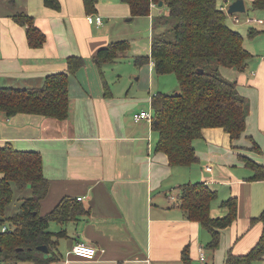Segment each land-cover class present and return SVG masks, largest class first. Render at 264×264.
Wrapping results in <instances>:
<instances>
[{
	"label": "crops",
	"instance_id": "obj_1",
	"mask_svg": "<svg viewBox=\"0 0 264 264\" xmlns=\"http://www.w3.org/2000/svg\"><path fill=\"white\" fill-rule=\"evenodd\" d=\"M57 1L59 7L52 9L43 0H0L1 87L40 86L46 75L65 71L66 57L85 60L69 77L66 120L34 114L6 117L0 112V146L10 143L42 155L49 187L40 201V215L68 196L80 198L87 211L75 221L50 223V231L64 229L67 236L57 244L59 258L49 264H182L186 246L191 264H224L228 252L246 254L261 236L262 224L254 219L264 210V179L252 180L254 171L244 162L246 158L264 168V9L252 10V0H243L245 12L254 19L246 28L234 25L226 15L227 24L241 33L251 55L243 71L227 68L224 74L225 68L220 69L249 101L244 132L232 140L222 128H205L202 138L194 141L198 161L171 167L166 155L155 151L157 135L151 122H134L131 116L128 123L123 116V103H132L130 92L124 93L125 86L114 91L110 86L106 97L93 64L99 48L117 41L111 31L115 20L136 18L129 6L121 0H96L88 11L83 0ZM21 13L32 17L44 33L40 47L29 46L25 28L15 20ZM88 15H100L102 25L89 24ZM137 17H150L151 44L153 34L159 32L153 26L154 16ZM251 29L258 34L249 37ZM148 63L153 70L151 59ZM136 106L135 111L143 110L140 103ZM196 182L217 193L210 207L213 218L226 215L222 201L237 199V217L221 230L215 250L207 247L210 233L189 220L182 208L180 187ZM78 241L96 248L93 259L69 252ZM253 264H264V257Z\"/></svg>",
	"mask_w": 264,
	"mask_h": 264
},
{
	"label": "trees",
	"instance_id": "obj_2",
	"mask_svg": "<svg viewBox=\"0 0 264 264\" xmlns=\"http://www.w3.org/2000/svg\"><path fill=\"white\" fill-rule=\"evenodd\" d=\"M129 6L133 17L150 15L151 3L162 2L167 14L153 17L154 28L166 27L153 34L150 55L136 56L134 62L142 66L153 62L156 75L173 73L178 91H158L150 98L152 109L151 129L157 134L155 151L167 157L171 167L190 166L198 161L194 141L202 138L205 128H222L232 140L241 137L249 114V101L239 94L235 80L222 75L221 68L243 71L250 53L243 46L240 32L226 22V12L216 0H121ZM46 7L57 9V0H43ZM96 0H83L92 11ZM252 10H263L264 0H252ZM15 20L25 28L30 47H40L45 35L33 18L18 14ZM168 27V28H167ZM258 31L251 29L249 37ZM128 50L127 41H114L99 48L93 62L99 72L106 63L116 62ZM65 71L48 74L40 86L18 88L0 86V112L6 117L16 114H34L62 121L69 117L70 75L84 66L82 56H68ZM105 96L108 86L102 81ZM254 149L259 151L254 143ZM244 162L253 171L252 180L264 179V168L249 159ZM12 183L18 190L29 189L30 196L21 198L18 209L6 214L13 199ZM49 181L43 173L42 155L36 150H18L10 143L0 146V263L49 264L59 258L57 244L66 237V231H50V223L75 221L87 213L79 201L64 197L47 214L40 215V201L48 192ZM182 208L189 220L197 221L210 233L207 247L215 250L222 229L230 226L237 217V199L221 202L227 213L223 217L210 216L211 203L216 191L203 182L188 183L180 187ZM254 220L261 222L262 233L257 243L243 255L228 252L224 264H253L264 257V210ZM6 230L2 232V228ZM45 245L47 253L37 250ZM182 264H191L186 246L181 252Z\"/></svg>",
	"mask_w": 264,
	"mask_h": 264
},
{
	"label": "rangeland",
	"instance_id": "obj_3",
	"mask_svg": "<svg viewBox=\"0 0 264 264\" xmlns=\"http://www.w3.org/2000/svg\"><path fill=\"white\" fill-rule=\"evenodd\" d=\"M216 1L219 4L220 0ZM220 4H222L223 7L228 5L226 2ZM150 9V15L152 16H157L158 14L166 15L168 11L165 5L160 7L157 5L151 6ZM232 15L238 16L237 22ZM248 17H250L248 16V12L227 14V19L233 21V24L239 26V28H246L250 25L245 22ZM151 28L152 21L150 17H136L130 19V17L126 16L123 19H116L111 30L113 38H116L117 41L128 42L127 53L124 56L117 57L114 63L103 64L101 66V72H99L95 66L97 78L100 83L104 81L109 88L110 86L112 87L113 91L125 86L124 93L127 90L130 92L128 98L132 103H123L122 105V114L123 116H127L128 120L131 119V116L133 119V114L139 112V110H134V108H137L136 105L138 103H140L144 111H148L152 114L150 96L153 92L161 91L171 94L177 92L179 88L175 74L167 73L156 75L152 68H150L151 66L149 63L137 66L134 62V58L137 55H150ZM165 29L166 27H160L159 32H163ZM226 69L227 68L222 69L224 74H226ZM147 122L150 123V121ZM128 123H131V120H129ZM12 188L13 199L6 209L7 215L14 213L18 209L21 198L30 196V190L28 188L18 190L14 183H12Z\"/></svg>",
	"mask_w": 264,
	"mask_h": 264
},
{
	"label": "built area",
	"instance_id": "obj_4",
	"mask_svg": "<svg viewBox=\"0 0 264 264\" xmlns=\"http://www.w3.org/2000/svg\"><path fill=\"white\" fill-rule=\"evenodd\" d=\"M155 5H156L155 3H151V6H155ZM227 7H228V5L225 7H221V9L226 12ZM86 20L89 24L95 25L97 27H99L103 23V19L100 15H88V16H86ZM234 20L237 22L238 17L234 16ZM253 21H254V19H252V18H249V17L246 18V22H248V23H251ZM141 120H146V121L151 122L152 121V114L150 112L144 111V110H141L138 113L133 114V121L134 122H139ZM207 169L210 170V168H207ZM78 200H80V198H78ZM5 230H6V227L4 226L2 228V232ZM96 251L97 250L93 245L88 244L84 241H78L71 247L69 252L74 254L77 257L82 258V259L91 260L95 257ZM200 259L204 260V257L201 255Z\"/></svg>",
	"mask_w": 264,
	"mask_h": 264
},
{
	"label": "water",
	"instance_id": "obj_5",
	"mask_svg": "<svg viewBox=\"0 0 264 264\" xmlns=\"http://www.w3.org/2000/svg\"><path fill=\"white\" fill-rule=\"evenodd\" d=\"M158 6H162V2H159ZM242 12H245L243 0H234L228 4L227 11H226L227 14L242 13ZM37 250L43 253L48 252V248L45 245L37 246Z\"/></svg>",
	"mask_w": 264,
	"mask_h": 264
}]
</instances>
